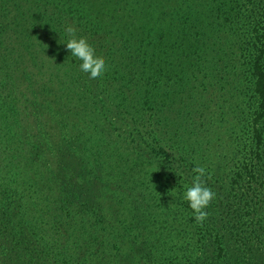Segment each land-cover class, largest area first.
Segmentation results:
<instances>
[{"label":"trees","instance_id":"obj_1","mask_svg":"<svg viewBox=\"0 0 264 264\" xmlns=\"http://www.w3.org/2000/svg\"><path fill=\"white\" fill-rule=\"evenodd\" d=\"M219 113L243 143L225 175ZM0 264H264V0H0Z\"/></svg>","mask_w":264,"mask_h":264},{"label":"clouds","instance_id":"obj_2","mask_svg":"<svg viewBox=\"0 0 264 264\" xmlns=\"http://www.w3.org/2000/svg\"><path fill=\"white\" fill-rule=\"evenodd\" d=\"M67 39L63 44L69 56L75 57L79 61L78 68L81 73L87 76L90 81L101 80L107 72L106 64L95 55L94 47L84 36L77 37L72 27H66ZM194 176L191 184L185 185L182 199L187 202L192 216L197 223H202L208 216V207L216 193L205 185L202 179L206 175L203 166H196L193 169Z\"/></svg>","mask_w":264,"mask_h":264},{"label":"rangeland","instance_id":"obj_3","mask_svg":"<svg viewBox=\"0 0 264 264\" xmlns=\"http://www.w3.org/2000/svg\"><path fill=\"white\" fill-rule=\"evenodd\" d=\"M140 8L141 4L136 2L134 4V11H138ZM167 18L168 16L163 20ZM209 109L214 113L218 110L217 105H210ZM224 116L226 117L225 113ZM219 117L222 118L221 113L216 115V121L207 127L206 162L207 165L210 164L211 168L218 167L223 175H225L234 170L238 164L239 160L237 156L239 154H237V149L239 145L243 144L241 140L242 133L232 125L229 118L226 117L220 120Z\"/></svg>","mask_w":264,"mask_h":264}]
</instances>
